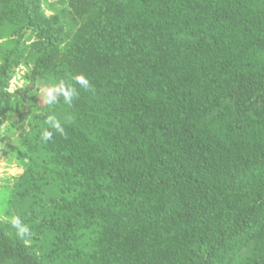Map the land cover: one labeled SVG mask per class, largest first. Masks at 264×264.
I'll use <instances>...</instances> for the list:
<instances>
[{
    "label": "trees",
    "instance_id": "16d2710c",
    "mask_svg": "<svg viewBox=\"0 0 264 264\" xmlns=\"http://www.w3.org/2000/svg\"><path fill=\"white\" fill-rule=\"evenodd\" d=\"M61 1L0 0V264H264V0Z\"/></svg>",
    "mask_w": 264,
    "mask_h": 264
},
{
    "label": "rangeland",
    "instance_id": "374dc122",
    "mask_svg": "<svg viewBox=\"0 0 264 264\" xmlns=\"http://www.w3.org/2000/svg\"><path fill=\"white\" fill-rule=\"evenodd\" d=\"M55 7L58 11H60L63 7L61 0H46L44 3V9L49 16H52L54 13ZM27 66H22L20 69L16 71L15 77L13 78L14 86L19 88L26 87V81L24 79L27 74ZM16 89L12 88V91ZM50 90L42 88L41 90L35 89L33 91V95H37L35 98L36 101H39L41 106H45L47 104V97L49 96ZM36 93V94H35ZM53 92L51 91V95ZM23 110V109H22ZM14 114H10V122L13 118ZM15 117V116H14ZM16 118V117H15ZM12 119V120H15ZM24 125H29V121H25ZM10 123H5L3 128L4 139L5 141L1 144L0 147V218L8 219L6 216L11 210L15 213V210L12 208L10 196V190H18L17 186L21 183L22 176L25 173L26 166L18 163L15 159L11 150H7V143H10V146H14L15 140L13 137L14 132L8 130ZM8 207V208H7Z\"/></svg>",
    "mask_w": 264,
    "mask_h": 264
},
{
    "label": "clouds",
    "instance_id": "9594fccd",
    "mask_svg": "<svg viewBox=\"0 0 264 264\" xmlns=\"http://www.w3.org/2000/svg\"><path fill=\"white\" fill-rule=\"evenodd\" d=\"M75 79H76V81H77L80 85H82V86H84V87H88V86H89V81L85 78L84 75H78V76L75 77ZM12 84H13V80H12ZM12 88L16 89V88H18V87H17V86H14V84H13V85H12ZM64 95H65L66 97H70L71 93H70V91H65V92H64ZM49 97H51V91L49 92ZM52 120H53V118H52V117H49V121H52ZM54 126H55L57 129L60 128L59 123H55ZM50 136H51V133H49V132H45V133H44V137H45V139L49 138Z\"/></svg>",
    "mask_w": 264,
    "mask_h": 264
},
{
    "label": "bare ground",
    "instance_id": "6f19581e",
    "mask_svg": "<svg viewBox=\"0 0 264 264\" xmlns=\"http://www.w3.org/2000/svg\"><path fill=\"white\" fill-rule=\"evenodd\" d=\"M20 226V225H19ZM9 250V249H8ZM1 252V251H0Z\"/></svg>",
    "mask_w": 264,
    "mask_h": 264
}]
</instances>
